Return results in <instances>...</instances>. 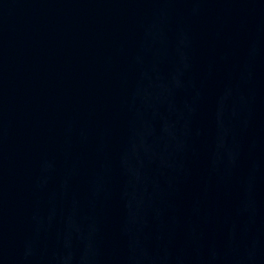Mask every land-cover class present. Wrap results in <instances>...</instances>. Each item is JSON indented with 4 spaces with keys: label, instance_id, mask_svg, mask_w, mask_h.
Masks as SVG:
<instances>
[{
    "label": "water",
    "instance_id": "95a60500",
    "mask_svg": "<svg viewBox=\"0 0 264 264\" xmlns=\"http://www.w3.org/2000/svg\"><path fill=\"white\" fill-rule=\"evenodd\" d=\"M0 264H264V0H0Z\"/></svg>",
    "mask_w": 264,
    "mask_h": 264
}]
</instances>
